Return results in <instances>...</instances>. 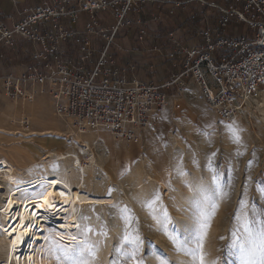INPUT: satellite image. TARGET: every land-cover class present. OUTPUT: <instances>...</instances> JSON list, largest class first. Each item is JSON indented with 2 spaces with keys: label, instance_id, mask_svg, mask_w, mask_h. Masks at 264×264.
<instances>
[{
  "label": "rangeland",
  "instance_id": "rangeland-1",
  "mask_svg": "<svg viewBox=\"0 0 264 264\" xmlns=\"http://www.w3.org/2000/svg\"><path fill=\"white\" fill-rule=\"evenodd\" d=\"M220 2L225 3V0ZM194 3L201 5L199 1ZM139 5L144 10L131 12V20H145L144 14L151 13L156 19L150 20L151 15L146 18L149 20L146 26L135 23L120 28L110 50L113 59L121 65H135L141 80L157 82L164 75L158 79L151 77L153 69L161 74L166 65L179 66L183 57L175 60L178 58L175 55L169 60L160 55L162 57L156 61L151 55V46L156 43L154 39L164 44L167 39L164 33L181 24L183 32L194 40L195 33L183 25L182 11L187 10L190 3H186L185 8L161 1ZM141 27L148 31L142 43L138 38ZM175 35L178 37V33ZM117 36L126 42L119 43ZM94 42L93 63L106 41L95 38ZM193 45L194 42L186 47ZM135 46L139 47V53H135ZM150 64L155 66L149 67ZM260 89L246 109L228 124L218 120L196 88H190L161 124L142 128L135 143L117 139L105 129L90 130L88 134L94 133L93 136L82 135L80 142L75 141L76 135L81 134L54 114L49 98L42 96L22 109L19 102L0 93V152L12 156L13 150H28L23 179L46 171L42 158L48 151L70 150L79 155L85 165L92 164L85 173L84 184L76 190L79 199L64 220L61 223L42 221L49 250H53L50 264H65L60 249L67 246L70 251L85 240L95 252L94 256L85 253L83 259L87 264H136L137 260H142L143 264H160L161 260L168 264H199L188 250L196 246L202 210L210 212L212 204L218 207L203 236L205 264H245L246 257L239 243H234L232 233L240 228L245 216L253 221L264 218V83ZM22 110L30 118L29 130L23 127ZM47 129L51 132L42 134ZM233 130L238 132L239 142ZM100 131L109 135L113 145L105 141ZM87 141L89 144L85 143ZM116 147L133 149L130 167L123 162L124 156L114 154ZM92 154L95 163H92ZM61 167L56 162L50 168L60 173ZM157 194L160 199L149 206ZM0 200L1 203L4 200L1 193ZM163 209L171 217L167 232L158 223ZM0 220H3L1 216ZM86 228L91 231L86 232ZM136 234L144 240L138 250L131 242ZM170 235L176 238L175 242ZM125 236L130 239L125 240ZM3 255L0 252V259Z\"/></svg>",
  "mask_w": 264,
  "mask_h": 264
},
{
  "label": "built area",
  "instance_id": "built-area-1",
  "mask_svg": "<svg viewBox=\"0 0 264 264\" xmlns=\"http://www.w3.org/2000/svg\"><path fill=\"white\" fill-rule=\"evenodd\" d=\"M147 1L185 8L191 0H38L18 22L0 21V45L29 44L19 50L29 58L23 69L0 76V93L19 102L22 109L47 97L54 114L73 131L105 129L130 143L138 142L142 128L161 124L190 88L199 91L220 122L232 123L264 83V0H194L214 9L216 21L211 24L205 11L200 15L191 48L183 46L173 31L168 33L174 48L165 49L164 56L184 52L187 60L182 70L163 82L120 75L110 50L120 28L147 25L148 19L129 18L131 12L143 11L139 4ZM233 17L251 26L254 34L224 38ZM147 32L140 28V42ZM95 38L106 43L93 63ZM225 47L232 51L214 57ZM22 123L30 129L24 110ZM5 169L6 162L0 160V170Z\"/></svg>",
  "mask_w": 264,
  "mask_h": 264
},
{
  "label": "bare ground",
  "instance_id": "bare-ground-1",
  "mask_svg": "<svg viewBox=\"0 0 264 264\" xmlns=\"http://www.w3.org/2000/svg\"><path fill=\"white\" fill-rule=\"evenodd\" d=\"M258 90L256 93L261 89ZM49 129L42 134L50 133ZM100 133L109 145H113L106 132ZM93 134L86 132L76 135L79 138H75V141L80 142L82 135L90 138ZM85 143L89 144L88 141ZM80 151L83 149L80 148ZM133 153V149L116 147L114 154L124 156L123 162L130 167ZM11 154L7 156L0 152V160L6 162V169L0 170V179L5 181L0 182V193L4 197L0 202V216L3 219L0 220V252L5 255L0 259V264H50L53 250H49L46 227L42 221L61 223L64 220L79 199L76 190L84 184L85 173L92 164L85 165L81 157L70 150L61 149L57 153L48 151L42 158L46 171L23 179L27 168L25 158L29 152L26 148H20ZM91 159L92 163L96 162L93 154ZM56 162L62 166L60 173L51 171L50 167Z\"/></svg>",
  "mask_w": 264,
  "mask_h": 264
},
{
  "label": "crops",
  "instance_id": "crops-1",
  "mask_svg": "<svg viewBox=\"0 0 264 264\" xmlns=\"http://www.w3.org/2000/svg\"><path fill=\"white\" fill-rule=\"evenodd\" d=\"M37 1L38 0H0V21H3L7 24H12V23L18 22L22 18L25 10L34 6L37 3ZM199 7L205 8V10L201 9L199 14L201 15L204 11L207 12L209 22L211 24L215 23V21H216L215 10L212 8H209V7L206 8L204 6H201L200 4H199ZM162 9H164V8H162ZM151 15L154 16V13L148 14L147 18ZM153 20L154 19H152V21ZM178 24L180 25L181 23L179 22ZM197 25H198V22L195 26V29L197 28ZM182 28H184V27H182V24H181V26H177L175 29L173 28L174 33L175 34L178 33V37H179V39L181 38L180 42L182 43L183 46H185V47L189 46L190 47V44H192L193 42L195 43V38L193 37L194 40H190V38H192V37H189V34H186L185 32H183ZM173 29H172V27H170L167 32L169 33ZM195 29H193V30L189 29V30H191L192 33H195ZM167 32H166V34L164 33V35H163L164 38L165 37L167 38V35H168ZM253 34H254V30L251 26H249L244 21L236 19L235 17H233L231 19L229 25L223 31V37L226 39H229V38L234 37V36L239 37L242 35L252 36ZM116 39L121 44L126 42V41H123L122 37H120V36H117ZM154 41L156 43L153 44L154 46H151L150 50H153L151 55L153 56L154 60H156V61L159 60L160 57H162L160 55H163V57H165L163 54L165 49H167L168 47L174 48V45L171 44V42H169L168 38L165 39L164 40L165 43L161 44V45L158 43L159 40L154 39ZM119 43H117V44L119 45ZM21 46H29V44L27 42L18 41L14 48L7 47L6 45H0V76L7 73V72L20 71L24 67L23 64L25 62H28V60H29L28 56L20 53V51H19ZM119 46L122 48L121 45H119ZM154 47L158 48V50H154L153 49ZM138 48L139 47H137V46L134 47V50H136L135 53H139ZM224 49H222L220 51L216 50L213 53L214 57L219 59L222 56H224L225 54L232 51V49H230L228 47H225ZM176 55L178 56V58L175 60H179V58L181 56L183 57L182 61H181L182 63L179 64V66L177 64H174L175 66H173V67L166 65L163 69H161V71H160L161 74L157 73L156 70L153 69L151 71L150 76L158 79V78H160L159 77L160 75H164L162 79H159L157 81V82H163V81L167 80L172 74L182 70L184 68V65H185V62H183V61L187 60V54L183 52V53H178ZM185 57H186V59H185ZM165 58L170 60L169 57H165ZM173 59H171V60H173ZM150 66L154 67L155 64H150L149 67ZM114 67L118 68L121 71L120 75L124 74L128 78L136 77L138 79H141L140 75H139V71L137 70L135 65H129V66L125 67L124 65H121L120 63H118V60L117 61L115 60ZM154 72L156 75H153Z\"/></svg>",
  "mask_w": 264,
  "mask_h": 264
},
{
  "label": "snow or ice",
  "instance_id": "snow-or-ice-1",
  "mask_svg": "<svg viewBox=\"0 0 264 264\" xmlns=\"http://www.w3.org/2000/svg\"><path fill=\"white\" fill-rule=\"evenodd\" d=\"M233 135L236 142H239V134L237 131L233 130ZM215 153H213V156ZM216 179V177H213ZM200 188L199 183L196 185V189ZM63 195V193H61ZM160 199L159 195L155 196V199L150 202L149 206L155 203ZM49 207H52L49 204ZM218 207L216 204H212L210 212L202 210L201 217L202 221L200 223V232L198 233V238L196 241L195 248L189 249V254L193 256L194 260H199V264H205L204 253H203V236L206 233V229L210 227V218L215 214V209ZM125 212L127 209L124 210ZM86 219V218H85ZM239 219V217H238ZM171 221V217L168 215L166 209H163L162 218L158 220V223L161 227L167 232L168 225ZM255 224V226H253ZM86 232H90V228L85 229ZM106 234V233H105ZM234 237V243L238 242L241 248L242 253L245 255V264H264V218H258L255 221L249 220L245 216L244 220L241 223L239 229L232 233ZM170 239L176 241V238L172 235L169 236ZM75 241V237L71 238ZM125 240H129L130 237L125 236ZM223 239V237H221ZM131 242L135 250H138L140 245L144 243V240L136 234L134 237H131ZM63 253L62 258L65 261V264H87V261L83 259L85 253L95 255L93 247L88 246L87 240L83 242L82 245H77L73 247L70 251L67 249V246L64 249H60ZM131 257L135 258V251L131 253ZM136 264H143L142 260H137ZM160 264H168L166 260H161Z\"/></svg>",
  "mask_w": 264,
  "mask_h": 264
},
{
  "label": "trees",
  "instance_id": "trees-1",
  "mask_svg": "<svg viewBox=\"0 0 264 264\" xmlns=\"http://www.w3.org/2000/svg\"><path fill=\"white\" fill-rule=\"evenodd\" d=\"M234 1L235 0H226V2H228V3H231V2H234ZM194 2H195L194 0H191L188 9L182 11V12H184L183 13L184 14L183 25L186 28L188 27L189 29H192V30L195 29V26H196L197 22H199V20L201 18L200 14H199L200 13V10L201 9H204L205 10V8L199 7V4L194 3ZM237 4L240 5V6H242V3L241 2H237ZM146 18H147V16L144 15V19H146ZM173 18L174 17H172V19ZM175 22H176V20H175Z\"/></svg>",
  "mask_w": 264,
  "mask_h": 264
}]
</instances>
